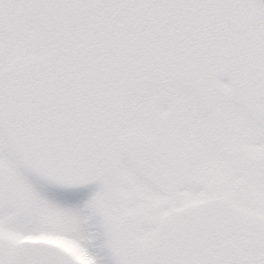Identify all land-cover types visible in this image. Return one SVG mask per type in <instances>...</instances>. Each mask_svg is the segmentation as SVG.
Listing matches in <instances>:
<instances>
[{
    "label": "snow or ice",
    "instance_id": "snow-or-ice-1",
    "mask_svg": "<svg viewBox=\"0 0 264 264\" xmlns=\"http://www.w3.org/2000/svg\"><path fill=\"white\" fill-rule=\"evenodd\" d=\"M0 264H264V0H0Z\"/></svg>",
    "mask_w": 264,
    "mask_h": 264
}]
</instances>
